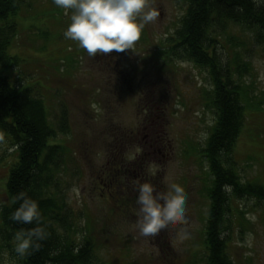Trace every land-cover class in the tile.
Segmentation results:
<instances>
[{
	"label": "rangeland",
	"instance_id": "rangeland-1",
	"mask_svg": "<svg viewBox=\"0 0 264 264\" xmlns=\"http://www.w3.org/2000/svg\"><path fill=\"white\" fill-rule=\"evenodd\" d=\"M26 1L8 50L21 63L9 75L38 89L55 130L47 142L63 147L50 160L60 165L52 172L57 200L81 215L68 240L89 238L88 264H206L213 178L204 151L215 122L212 82L207 70L166 48L185 14L184 0H149L159 15L133 49L96 57L64 37L72 10L65 14L54 0ZM221 34L219 55L231 69L245 67L232 77L250 94L228 167L242 185L264 187V51L242 27L227 26ZM15 160L14 147L0 135V207ZM136 180L160 191L172 182L184 188L189 238L177 241L175 229L138 236ZM226 209L219 231L231 264H264V205L230 196ZM2 241L0 231V264H22L16 241Z\"/></svg>",
	"mask_w": 264,
	"mask_h": 264
},
{
	"label": "trees",
	"instance_id": "trees-1",
	"mask_svg": "<svg viewBox=\"0 0 264 264\" xmlns=\"http://www.w3.org/2000/svg\"><path fill=\"white\" fill-rule=\"evenodd\" d=\"M184 2L185 14L174 35L167 38L166 48L171 56L207 70L212 82L210 106L215 122L204 151L213 178L207 191L210 208L205 229L206 264H231L219 231L221 214L229 210L226 206L230 196L253 197L264 205V187L242 185L235 171L228 167L226 156L237 141L250 94L248 87L232 77L233 72L241 77L245 67L231 69L221 59L217 35H222L227 26L242 27L252 33L255 45L264 51V4L254 0ZM26 6V0H0V135L8 138L16 152L6 180L7 202L0 207L2 242L15 240L17 232L35 227L34 223L20 224L11 219V213L19 207L17 197L24 192L38 202L49 235L39 250H29L23 255L22 264H88L93 249L89 238L83 236L78 244L67 238V233L73 231L74 220L81 215L57 200L52 172H57L60 165L51 164L50 160L63 147L47 142L54 137L55 130L46 123L42 96L34 86H23L22 75L14 78L9 75L21 63L8 50L16 34L14 18Z\"/></svg>",
	"mask_w": 264,
	"mask_h": 264
},
{
	"label": "clouds",
	"instance_id": "clouds-1",
	"mask_svg": "<svg viewBox=\"0 0 264 264\" xmlns=\"http://www.w3.org/2000/svg\"><path fill=\"white\" fill-rule=\"evenodd\" d=\"M264 4V0H254ZM58 8L72 10L70 24L64 37L78 42L90 57L132 50L140 39L146 24L154 22L158 11L149 0H54ZM135 229L139 237L155 238L168 229H175V239L183 241L190 233L186 225V197L184 188L175 182L160 191L151 182H134ZM19 207L11 219L20 224H35L16 233L15 252L23 256L29 250H39L48 238V225L44 221L38 202L21 192Z\"/></svg>",
	"mask_w": 264,
	"mask_h": 264
}]
</instances>
